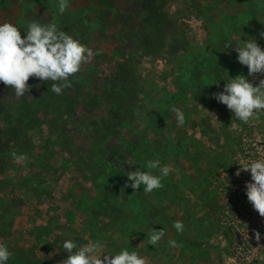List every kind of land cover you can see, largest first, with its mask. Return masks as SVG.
Returning a JSON list of instances; mask_svg holds the SVG:
<instances>
[{
    "label": "rangeland",
    "instance_id": "rangeland-1",
    "mask_svg": "<svg viewBox=\"0 0 264 264\" xmlns=\"http://www.w3.org/2000/svg\"><path fill=\"white\" fill-rule=\"evenodd\" d=\"M56 2L0 0V23L24 29L33 20L55 22L94 51L69 77L71 86L61 95L51 91L52 81L35 77L27 82L30 92L19 98L0 83V243L13 253L8 264H17L15 257L62 264L69 255L64 239L77 245L99 239L107 252L127 247L143 255L146 264H264V218L245 195L250 174L235 175L241 159L264 155L256 150L264 144V111L240 122L212 98L222 90L223 80L248 75L226 43L255 37L264 47V0H156L155 6L171 15L187 43L189 51L179 61L164 55L142 57L135 39L143 0H69L63 14ZM127 57L139 60L149 92L122 140L107 147L127 158L118 164L126 179L128 171L144 170L146 161H156L155 155L143 157V146L165 150L163 165L170 171L163 186L151 193L141 186V191L148 205L165 208L173 229L164 227L149 206L136 205L128 193L116 195L117 188L103 180L97 187L90 172H80L70 161L69 143L92 148L94 129L107 117L101 89ZM217 69L223 80L216 78ZM259 79L264 76L257 74L255 82ZM218 81L219 88L214 85ZM35 100L43 101L33 105ZM22 101L32 105V122L21 115ZM173 108L183 114V124ZM17 124L21 131L13 135ZM135 143L130 156L127 149ZM13 152L27 159L17 163ZM159 170L151 169L154 174ZM175 221L182 222V231L173 227ZM153 229L165 232L155 246L146 239Z\"/></svg>",
    "mask_w": 264,
    "mask_h": 264
},
{
    "label": "clouds",
    "instance_id": "clouds-1",
    "mask_svg": "<svg viewBox=\"0 0 264 264\" xmlns=\"http://www.w3.org/2000/svg\"><path fill=\"white\" fill-rule=\"evenodd\" d=\"M56 6L58 12L63 14L69 7V0H57ZM21 30L24 32L23 37ZM260 37L264 39V32L260 33ZM230 47L238 54L236 59L239 64L247 67L248 75L222 79V90L213 93L212 98L225 105L233 118L247 123L264 111V79L255 82L257 74L264 76V47L255 37L241 40L235 45L226 43L225 49ZM95 54L99 55L100 52L96 51ZM93 55L92 48L62 30L55 22L33 20L24 29L11 22L0 23V83L11 87L17 98L30 92L27 83L30 77L42 82L52 81L51 91L61 95L64 89L71 86L69 77L78 73ZM214 85L219 88V81ZM173 112L178 124H183L184 117L180 110L173 108ZM256 150L264 153V144L258 145ZM12 157L17 163L27 159L25 154L15 152ZM237 165V177L241 172L250 174V180L245 183V195L253 209L264 218V155L241 159ZM157 167L160 169L159 174H154L151 169ZM143 169L137 167L135 171L127 172L129 183L126 187L137 192L143 186L144 192L151 193L163 186L162 181L170 171L168 165L161 166L159 161L152 160L146 161ZM173 227L182 231L183 224L175 221ZM164 235V229H153L146 239L155 246ZM255 236L257 240L261 238L259 232ZM169 244L175 247L174 241H169ZM62 247L64 252L69 253L62 264H146L143 255L127 247L118 251H105L106 246L99 239L89 240L82 245H77L72 239H64ZM12 256L8 245L0 243V264H8Z\"/></svg>",
    "mask_w": 264,
    "mask_h": 264
},
{
    "label": "trees",
    "instance_id": "trees-1",
    "mask_svg": "<svg viewBox=\"0 0 264 264\" xmlns=\"http://www.w3.org/2000/svg\"><path fill=\"white\" fill-rule=\"evenodd\" d=\"M155 2L156 0H143L142 9L144 14L141 17L139 29L136 32V44L141 50L142 57H159L164 55L167 60L173 57L179 61L181 56L189 51L187 43L180 38L181 33L176 21L172 19L170 14L162 10L160 4H158L157 8ZM160 3L164 4L163 1ZM214 74H217L216 78L219 80L220 77L218 75L223 74V71L217 69ZM146 83V80L139 73V60L136 57H127L122 63L118 64L113 78L104 84L101 89V96L105 99L108 106L107 117L101 119L98 126L94 129L96 135L91 139L92 148L86 149L83 147L79 149L73 143H69L70 161L80 172H90V180L97 187L99 184L102 185L101 181L103 180L107 185L117 188L116 195H119L120 190L128 193L135 200L134 203L136 205L149 206L164 227L172 228L170 227L171 219L166 214V210L162 205H148L146 200L143 199L141 189L134 192L130 187H126L129 181L125 178V174L118 164H125L127 158L122 160L120 152H114L111 147H107L109 143L121 141L123 131L131 127L135 121L141 104L148 96L149 91ZM42 101L35 100L33 105L40 104ZM31 106L26 101H22L19 106L21 115L25 116L27 121L30 120L29 122L33 121L31 115L34 117ZM13 119L7 117L9 121ZM17 125L12 127L13 135H17L21 131L19 124ZM145 142L148 141L145 139ZM138 144L135 143L127 149L128 155L132 156L133 150L138 147ZM149 144H146L147 146L145 145L142 148L143 152L141 153L143 157L147 160L155 155V160L159 161L162 166L167 156L165 150L159 149L155 144L150 146ZM166 193V190L163 191V194ZM101 198L107 201V195L103 194L102 196L101 194ZM14 260H16L14 262H17V264L19 262L40 264L38 261L26 263V259L23 257H15Z\"/></svg>",
    "mask_w": 264,
    "mask_h": 264
}]
</instances>
